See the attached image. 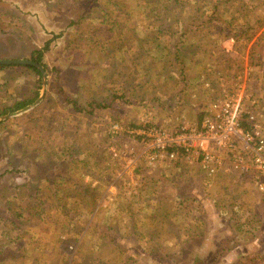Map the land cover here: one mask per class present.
<instances>
[{
	"label": "rangeland",
	"instance_id": "rangeland-1",
	"mask_svg": "<svg viewBox=\"0 0 264 264\" xmlns=\"http://www.w3.org/2000/svg\"><path fill=\"white\" fill-rule=\"evenodd\" d=\"M179 2L0 0V59L49 40L40 98L0 119V264H264L251 170L151 160L136 137L233 93L264 129V0ZM33 80L0 69V107Z\"/></svg>",
	"mask_w": 264,
	"mask_h": 264
},
{
	"label": "built area",
	"instance_id": "built-area-1",
	"mask_svg": "<svg viewBox=\"0 0 264 264\" xmlns=\"http://www.w3.org/2000/svg\"><path fill=\"white\" fill-rule=\"evenodd\" d=\"M208 105L209 113L194 125L180 124L171 129L152 126L141 131L149 159L163 157L173 162L181 156H195L200 166L212 173L226 154L239 171L253 172L257 188L264 183V129L256 114L243 106L240 93L230 94ZM219 104V105H218ZM217 151V152H216Z\"/></svg>",
	"mask_w": 264,
	"mask_h": 264
},
{
	"label": "trees",
	"instance_id": "trees-1",
	"mask_svg": "<svg viewBox=\"0 0 264 264\" xmlns=\"http://www.w3.org/2000/svg\"><path fill=\"white\" fill-rule=\"evenodd\" d=\"M176 1L178 2L177 4H182V2H179V0H176ZM223 1H227V0H223ZM213 2L211 3V5L213 4L212 9L214 8V4H215V1H213ZM161 14H163V13H161ZM163 16L164 15H160L158 17H163ZM178 38H179V40H177V42L182 43L181 35L178 36ZM48 43H49V40H46L41 44L40 47L31 49L29 52L28 59L39 63L40 65L43 66V68H45V64L43 62V52L47 50ZM131 47L132 46H130L127 49L129 50ZM173 48H172L173 62L180 63L181 58H183L182 56H178V54H180V52H181V49H179L180 47L177 44ZM139 49H140V51L134 50V52H135L134 56L135 57L133 58V60L130 59L131 63H133L136 58H139V59L141 58L142 61L144 60V62L147 63V65L149 64V62L154 61L153 57H151L148 53V47L147 46L139 47ZM119 53L122 55V54H124V51L120 50ZM0 69L7 70V71L26 70L29 73L34 74V80L32 82H30V87L28 88L27 94L22 99L14 100L11 103H8V104L0 107V115H6V114L11 113L15 110H18V109L24 107L25 105L31 103L37 97L38 88L40 86L38 69H36L35 67H32L30 65H23V64H0ZM201 118H202V116L199 118V120H197V122H199L201 120ZM2 120H0V124L3 123ZM155 126H158V125H155ZM136 137L137 138L143 137V135L142 134H136ZM62 179H63V176L61 175V178H58V184H56L57 186H59V189L55 190L53 193L51 191V193H50L51 196H57L59 193H62L63 191H65V189H61L60 183H61ZM87 192L89 193V189H87ZM93 192H94V190H93ZM54 193H55V195H54ZM57 202L59 204H61L60 200H58Z\"/></svg>",
	"mask_w": 264,
	"mask_h": 264
},
{
	"label": "water",
	"instance_id": "water-1",
	"mask_svg": "<svg viewBox=\"0 0 264 264\" xmlns=\"http://www.w3.org/2000/svg\"><path fill=\"white\" fill-rule=\"evenodd\" d=\"M0 64H23V65H30L32 67H35L36 69H38L39 71V82H40V93H43L44 90V85H45V81H46V72L43 68L42 65H40L39 63L29 60V59H21V58H17V59H0ZM39 93L37 100L40 98L41 94ZM22 111V109L18 110ZM17 112V111H16ZM4 117H6V115H1L0 119H3Z\"/></svg>",
	"mask_w": 264,
	"mask_h": 264
},
{
	"label": "crops",
	"instance_id": "crops-1",
	"mask_svg": "<svg viewBox=\"0 0 264 264\" xmlns=\"http://www.w3.org/2000/svg\"><path fill=\"white\" fill-rule=\"evenodd\" d=\"M225 159H227L228 161H231L229 158H227V156H226V158ZM225 164H227V163H225ZM244 175H247V177H248V173H247V171L246 172H244ZM257 189V188H256ZM258 190V189H257ZM263 190H264V188H263ZM263 190H258V191H260V192H262ZM249 202V201H248ZM255 205L257 206V207H259V205H260V203H255ZM257 207H255V208H257ZM258 214V218H260L261 220L263 219V221H264V213L261 215V213L260 212H258L257 213ZM257 217L255 216H253V219H255V220H257L256 219ZM259 221V220H258ZM248 252V251H247ZM248 255L249 256H253V253H248Z\"/></svg>",
	"mask_w": 264,
	"mask_h": 264
}]
</instances>
